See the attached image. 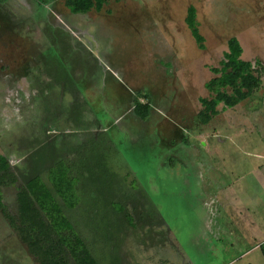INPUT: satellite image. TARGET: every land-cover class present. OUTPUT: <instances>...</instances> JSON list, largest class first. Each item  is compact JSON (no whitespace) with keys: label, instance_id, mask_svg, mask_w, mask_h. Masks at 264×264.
<instances>
[{"label":"rangeland","instance_id":"obj_1","mask_svg":"<svg viewBox=\"0 0 264 264\" xmlns=\"http://www.w3.org/2000/svg\"><path fill=\"white\" fill-rule=\"evenodd\" d=\"M106 1L0 0V156L18 175L3 203L15 214L29 180L65 170L100 264H264V87L197 120L229 39L264 63V0ZM0 264H38L1 212Z\"/></svg>","mask_w":264,"mask_h":264},{"label":"trees","instance_id":"obj_2","mask_svg":"<svg viewBox=\"0 0 264 264\" xmlns=\"http://www.w3.org/2000/svg\"><path fill=\"white\" fill-rule=\"evenodd\" d=\"M107 4L106 0H65L66 8L75 15L100 13ZM185 22L198 48L205 50L194 6L188 9ZM227 45L219 67L211 68L215 77L205 86L210 97L200 99L199 121L203 126L220 115L219 106L234 109L264 87V63L244 60V49L236 37L229 39ZM143 99L145 104L141 103ZM148 100L145 93H139L135 100L136 114L144 121L149 118ZM17 182L18 175L10 161L0 156V212L38 264H100L67 216V209H76L81 201L76 178L65 170L49 176V183L40 176L32 178L19 190L17 212L12 214L3 203V189ZM259 248L264 257V244Z\"/></svg>","mask_w":264,"mask_h":264},{"label":"crops","instance_id":"obj_3","mask_svg":"<svg viewBox=\"0 0 264 264\" xmlns=\"http://www.w3.org/2000/svg\"><path fill=\"white\" fill-rule=\"evenodd\" d=\"M206 84H207V83H206ZM206 84H205V86H206ZM140 92H141V91H140ZM131 95H132V94H131ZM209 95H210V94H209ZM199 102H200V100H199ZM200 112H201V110H200ZM200 112H199L198 115H197V120H198V121H199V114H200ZM199 124L202 125L200 121H199ZM259 249H260V248H259ZM233 263H234V262H233ZM233 263H231V264H233Z\"/></svg>","mask_w":264,"mask_h":264}]
</instances>
